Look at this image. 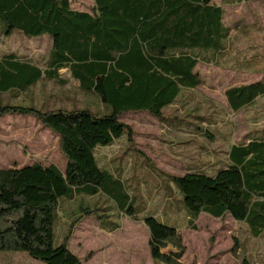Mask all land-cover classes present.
<instances>
[{
    "label": "trees",
    "instance_id": "obj_1",
    "mask_svg": "<svg viewBox=\"0 0 264 264\" xmlns=\"http://www.w3.org/2000/svg\"><path fill=\"white\" fill-rule=\"evenodd\" d=\"M248 0H222L223 3ZM224 10L213 0H93L90 11L75 10L70 0H0L6 29L27 37L47 35L51 48L41 70L13 54L0 56V118L6 114L33 116L57 135L66 165L33 162L0 168V251H22L45 264H84L68 247L73 229L84 216L97 212L79 201L60 244H54L61 202L74 198L107 197L116 210L135 218L137 210L122 182L102 169L96 150L126 137L131 128L120 120L127 112L159 116L183 89L200 84L199 62H213L225 48L229 27ZM67 69L84 93L94 94L111 112L90 109H39L10 103L42 78L60 81ZM229 106L238 111L264 95L258 83L229 88ZM189 221L206 213L229 214L250 232L264 231V138L232 144L228 164L209 174L188 171L173 177ZM109 231L115 222L100 216ZM149 230L151 257L174 262L184 253L176 227L154 216L143 217ZM171 245L174 252L163 253Z\"/></svg>",
    "mask_w": 264,
    "mask_h": 264
},
{
    "label": "rangeland",
    "instance_id": "obj_2",
    "mask_svg": "<svg viewBox=\"0 0 264 264\" xmlns=\"http://www.w3.org/2000/svg\"><path fill=\"white\" fill-rule=\"evenodd\" d=\"M70 2L75 10L93 7V0ZM213 2L224 10L229 37L215 61L196 65L200 84L183 89L159 116L146 111L123 113L120 120L131 128V142L125 137L96 150L100 167L121 181L133 199L136 217L121 215L103 195L61 202L55 245L60 244L79 201L97 208L82 218L68 240L69 249L84 264H264V231L255 237L246 223L229 214L215 218L201 213L192 224L172 180L188 171L212 174L228 164L227 150L232 144L264 138V95L235 111L225 94L236 86H264V0ZM5 29L0 19V34ZM50 48L47 35L27 37L13 30L0 36V56L13 54L41 70L46 68ZM59 78L64 84L42 78L10 103L39 109L86 107L98 115L111 112L98 96L82 92L67 69L59 70ZM33 162L53 164L64 171L66 160L57 135L33 116L4 115L0 118V168ZM97 214L109 216L105 219L115 222V229L104 228ZM148 216L176 227L185 249L177 263L151 257L150 234L143 222ZM174 251L171 245L162 249L165 254ZM0 264L45 263L22 251H0Z\"/></svg>",
    "mask_w": 264,
    "mask_h": 264
},
{
    "label": "crops",
    "instance_id": "obj_3",
    "mask_svg": "<svg viewBox=\"0 0 264 264\" xmlns=\"http://www.w3.org/2000/svg\"><path fill=\"white\" fill-rule=\"evenodd\" d=\"M224 16V15H223ZM230 148V147H229ZM229 148H228V150H229ZM228 150H227V157H226V160H227V162H228ZM100 224L102 225V223L100 222Z\"/></svg>",
    "mask_w": 264,
    "mask_h": 264
}]
</instances>
